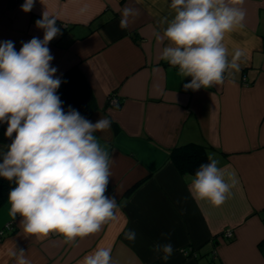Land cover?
I'll return each instance as SVG.
<instances>
[{
	"label": "crops",
	"instance_id": "0c3cea01",
	"mask_svg": "<svg viewBox=\"0 0 264 264\" xmlns=\"http://www.w3.org/2000/svg\"><path fill=\"white\" fill-rule=\"evenodd\" d=\"M24 2L0 0V42H14L19 52L33 37L43 39L35 25L43 12L57 17L60 34L48 44L51 66L57 77L76 67L96 104L87 119L111 121L95 135L110 155L105 195L115 197L119 211L100 232L65 244L55 233H24L22 217L9 215L7 197L0 231L9 222L13 230L0 234V264H16L11 253L21 250L31 264H78L97 246L112 249L113 264H264V0H244V26L225 34L229 58L236 49L246 53L240 71L229 69L222 84L195 91L184 88L191 77L160 59L168 42L158 43L155 33L174 17L171 0H35L28 13ZM126 6L136 15L121 29ZM187 143L207 147L225 179L235 177L223 205L189 194L169 158ZM130 229L134 242L124 237ZM167 242L174 253L164 261L153 245Z\"/></svg>",
	"mask_w": 264,
	"mask_h": 264
},
{
	"label": "clouds",
	"instance_id": "9594fccd",
	"mask_svg": "<svg viewBox=\"0 0 264 264\" xmlns=\"http://www.w3.org/2000/svg\"><path fill=\"white\" fill-rule=\"evenodd\" d=\"M34 3L25 0L21 10L30 12ZM243 4L244 0H171L174 17L160 22L167 27L155 38L168 42L160 59L181 76L191 77L185 90L211 88L224 82L229 69L240 71L246 53L236 49L229 58L223 40L226 33L244 26ZM86 11V6L80 9L82 14ZM135 15L136 10L126 6L120 28H127L129 17ZM56 21L43 12L35 21L44 30L43 39L33 37L19 52L14 42H0V124L7 125L4 135L11 139L0 150V178L15 185L8 193L9 215L22 217L24 233L37 238L55 233L65 244H74L115 221L119 205L114 196L105 195L110 155L95 135L107 131L111 121L100 118L93 123L71 106L65 112L57 95L62 80L51 66L54 57L48 47L60 34ZM207 161L182 180L194 200L219 207L231 197L237 181L234 176L225 179L215 153H207ZM124 237L134 242L136 232L130 229ZM153 251L167 261L174 247L156 243ZM11 255L16 264H31L23 250ZM78 264H113L112 249L97 246Z\"/></svg>",
	"mask_w": 264,
	"mask_h": 264
},
{
	"label": "trees",
	"instance_id": "16d2710c",
	"mask_svg": "<svg viewBox=\"0 0 264 264\" xmlns=\"http://www.w3.org/2000/svg\"><path fill=\"white\" fill-rule=\"evenodd\" d=\"M59 77L62 83L57 89V95L63 101L62 107L65 112L71 106L87 119L96 110V104L84 76L76 67H73ZM6 128V124H0V144L3 145L11 143V139L4 135ZM169 158L178 173L182 175L185 173L194 174L200 164L208 162L207 147L195 143L176 146L170 151ZM14 186V183L0 178V206L7 199L10 189Z\"/></svg>",
	"mask_w": 264,
	"mask_h": 264
},
{
	"label": "built area",
	"instance_id": "2783aa9c",
	"mask_svg": "<svg viewBox=\"0 0 264 264\" xmlns=\"http://www.w3.org/2000/svg\"><path fill=\"white\" fill-rule=\"evenodd\" d=\"M117 101L116 99L114 98H109V104L110 105H116ZM3 230L5 231H8V232H11L13 230V225H12V222H9L7 224L4 225L3 229L0 231V234H2ZM223 236L226 237V238H231L232 237V231L229 229V230H225V232L223 233Z\"/></svg>",
	"mask_w": 264,
	"mask_h": 264
}]
</instances>
